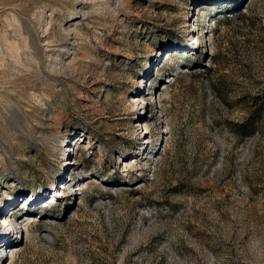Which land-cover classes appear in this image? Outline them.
Segmentation results:
<instances>
[{
	"label": "rangeland",
	"instance_id": "obj_1",
	"mask_svg": "<svg viewBox=\"0 0 264 264\" xmlns=\"http://www.w3.org/2000/svg\"><path fill=\"white\" fill-rule=\"evenodd\" d=\"M2 223L0 264H264V0H0Z\"/></svg>",
	"mask_w": 264,
	"mask_h": 264
}]
</instances>
